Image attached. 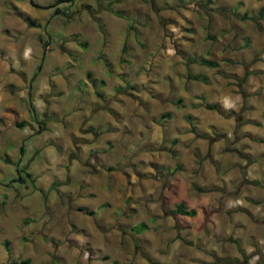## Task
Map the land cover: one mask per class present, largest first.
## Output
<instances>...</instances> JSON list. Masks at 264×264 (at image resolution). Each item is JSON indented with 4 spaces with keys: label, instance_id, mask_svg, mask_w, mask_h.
<instances>
[{
    "label": "rangeland",
    "instance_id": "obj_1",
    "mask_svg": "<svg viewBox=\"0 0 264 264\" xmlns=\"http://www.w3.org/2000/svg\"><path fill=\"white\" fill-rule=\"evenodd\" d=\"M59 1L0 0V264H264V0Z\"/></svg>",
    "mask_w": 264,
    "mask_h": 264
},
{
    "label": "trees",
    "instance_id": "obj_2",
    "mask_svg": "<svg viewBox=\"0 0 264 264\" xmlns=\"http://www.w3.org/2000/svg\"><path fill=\"white\" fill-rule=\"evenodd\" d=\"M62 1H67L69 3H72L73 0H61L59 2H62ZM68 10V7L66 8V11ZM260 16H263L264 15V8H262L260 10ZM118 15H121V13H117ZM18 15L21 17V18H25L23 14H20L18 13ZM26 20V19H25ZM28 25H30L31 27H35L36 26V22L34 20H28ZM83 46L85 47V44H83ZM202 63L204 64H207V65H211V63H207L206 61H201ZM195 81H202V82H206V79L203 78V77H200V76H194L192 77ZM179 102V101H178ZM206 109L208 110H218V108L214 105H206L205 106ZM166 117H170V114H166ZM19 127H23L24 124H18ZM192 131H194V129H192ZM264 142V141H263ZM8 162V161H6ZM20 182H23V179H21ZM198 189V188H197ZM198 190H201V189H198ZM176 213L180 214V215H184V216H194L195 215V211L190 209L188 210L184 203H180L176 206ZM146 229V227L143 225V224H140L138 225L137 227L133 228V230L136 232V233H141L143 232L144 230ZM23 264H26V262H23Z\"/></svg>",
    "mask_w": 264,
    "mask_h": 264
},
{
    "label": "crops",
    "instance_id": "obj_3",
    "mask_svg": "<svg viewBox=\"0 0 264 264\" xmlns=\"http://www.w3.org/2000/svg\"><path fill=\"white\" fill-rule=\"evenodd\" d=\"M16 5H17L18 10H19L20 13H22V14H26V15L28 14V15H30V16H34V15H36V14L34 13V10H33L32 7H28V6H26V5H19V3H17ZM5 189H6V187H5Z\"/></svg>",
    "mask_w": 264,
    "mask_h": 264
}]
</instances>
